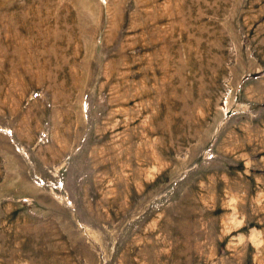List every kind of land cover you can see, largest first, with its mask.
I'll list each match as a JSON object with an SVG mask.
<instances>
[{"label":"rangeland","instance_id":"obj_1","mask_svg":"<svg viewBox=\"0 0 264 264\" xmlns=\"http://www.w3.org/2000/svg\"><path fill=\"white\" fill-rule=\"evenodd\" d=\"M0 264H264V0H0Z\"/></svg>","mask_w":264,"mask_h":264}]
</instances>
